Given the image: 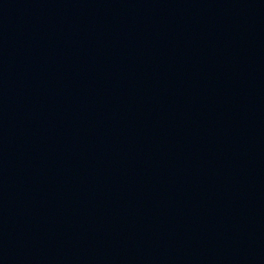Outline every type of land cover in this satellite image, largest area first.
Listing matches in <instances>:
<instances>
[{"label": "water", "instance_id": "obj_1", "mask_svg": "<svg viewBox=\"0 0 264 264\" xmlns=\"http://www.w3.org/2000/svg\"><path fill=\"white\" fill-rule=\"evenodd\" d=\"M0 264H264V0H0Z\"/></svg>", "mask_w": 264, "mask_h": 264}]
</instances>
